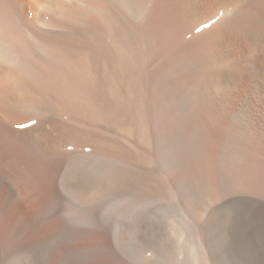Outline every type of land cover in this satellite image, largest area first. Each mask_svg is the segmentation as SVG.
<instances>
[{
  "label": "bare ground",
  "instance_id": "1",
  "mask_svg": "<svg viewBox=\"0 0 264 264\" xmlns=\"http://www.w3.org/2000/svg\"><path fill=\"white\" fill-rule=\"evenodd\" d=\"M261 198L264 0H0V264L77 226L133 264L144 216L170 252L135 264H229L204 214Z\"/></svg>",
  "mask_w": 264,
  "mask_h": 264
},
{
  "label": "rangeland",
  "instance_id": "2",
  "mask_svg": "<svg viewBox=\"0 0 264 264\" xmlns=\"http://www.w3.org/2000/svg\"><path fill=\"white\" fill-rule=\"evenodd\" d=\"M261 199L264 200V198ZM208 208L209 209L204 214V220L208 221V224L213 227L219 243L223 246L227 262L229 264H264V204L261 203V205H259L247 201L243 203L236 201H219L218 203H211V206ZM161 213H163V211ZM143 219L146 221H143ZM143 219L142 222L144 224H140L137 227L138 229L134 230L136 234L127 224L122 225L121 228L122 245L119 244L121 246H118L119 248H117L120 249L119 251L122 255L127 260L133 262V264L137 261H134L131 256L147 258L150 257L151 254V257H156L161 256L162 254V256H164L170 252L163 250L160 245L162 234L166 235L167 233H170V231L168 232V228L170 227L168 225L169 223L166 221L167 218L165 217L161 220L155 219L153 221L150 216H144ZM164 219L166 220L164 221ZM76 223L78 222L76 221ZM142 225L144 226L142 227ZM165 225H168L166 230ZM72 228L78 230L64 228L61 231L52 233L47 232V229L37 230L25 237L29 240H23V238L22 241H30L33 245H36V257L44 263L48 256H52L56 253L59 254V257L64 259V264L114 262L111 255H108L103 249L101 250L97 247H91L88 248V250L86 249L84 251L66 254L65 248L67 245L79 246L84 242L77 238L80 239V236L82 238V235L83 237H86L92 232L87 226L82 227L84 230L79 226ZM79 231L82 233H79ZM35 235L37 238L33 239V236ZM253 245L258 246V252L255 253V250H252ZM138 251L140 253L136 254ZM148 251L150 252V255L148 254ZM32 253L33 249H28L19 264H35L31 262ZM170 255L173 256V253L171 252Z\"/></svg>",
  "mask_w": 264,
  "mask_h": 264
}]
</instances>
